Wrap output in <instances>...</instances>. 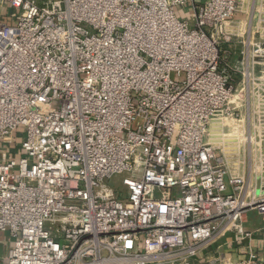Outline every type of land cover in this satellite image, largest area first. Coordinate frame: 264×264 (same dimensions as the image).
<instances>
[{
    "label": "built area",
    "instance_id": "1",
    "mask_svg": "<svg viewBox=\"0 0 264 264\" xmlns=\"http://www.w3.org/2000/svg\"><path fill=\"white\" fill-rule=\"evenodd\" d=\"M3 3L6 264H264V0Z\"/></svg>",
    "mask_w": 264,
    "mask_h": 264
},
{
    "label": "crops",
    "instance_id": "2",
    "mask_svg": "<svg viewBox=\"0 0 264 264\" xmlns=\"http://www.w3.org/2000/svg\"><path fill=\"white\" fill-rule=\"evenodd\" d=\"M248 222L246 229L253 233L250 241L254 250L257 251L264 262V218L257 212L251 211L248 213ZM225 254L235 260L243 258L242 247L244 242L238 240L236 237L227 239ZM12 245V239L8 233H0V264H6V255L9 247Z\"/></svg>",
    "mask_w": 264,
    "mask_h": 264
},
{
    "label": "rangeland",
    "instance_id": "3",
    "mask_svg": "<svg viewBox=\"0 0 264 264\" xmlns=\"http://www.w3.org/2000/svg\"><path fill=\"white\" fill-rule=\"evenodd\" d=\"M14 14V23H16V18L18 17V11H12L5 3L2 4V7H0V21H3L5 23L11 22L10 14ZM176 13L178 17L188 20L190 24L194 27L193 17H192V10L189 8L186 9H176ZM230 123V122H229ZM242 133V132H240ZM26 139V133L24 128H20L12 137L8 138V144L12 147L13 151L16 149H21V146L23 142ZM228 142L234 143L235 145L238 144L237 139H230ZM14 157V156H13ZM126 176H116L113 178V180L110 182V186L114 189H120L123 185V180Z\"/></svg>",
    "mask_w": 264,
    "mask_h": 264
},
{
    "label": "bare ground",
    "instance_id": "4",
    "mask_svg": "<svg viewBox=\"0 0 264 264\" xmlns=\"http://www.w3.org/2000/svg\"><path fill=\"white\" fill-rule=\"evenodd\" d=\"M231 143V142H230ZM235 145V144H234Z\"/></svg>",
    "mask_w": 264,
    "mask_h": 264
}]
</instances>
